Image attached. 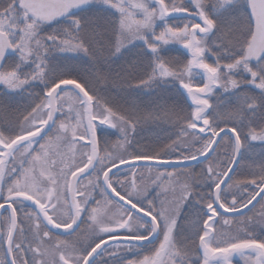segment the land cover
Wrapping results in <instances>:
<instances>
[{
	"label": "snow or ice",
	"instance_id": "6c2138e0",
	"mask_svg": "<svg viewBox=\"0 0 264 264\" xmlns=\"http://www.w3.org/2000/svg\"><path fill=\"white\" fill-rule=\"evenodd\" d=\"M160 112L175 138L139 146ZM234 256L264 264V0H0V264Z\"/></svg>",
	"mask_w": 264,
	"mask_h": 264
},
{
	"label": "trees",
	"instance_id": "16d2710c",
	"mask_svg": "<svg viewBox=\"0 0 264 264\" xmlns=\"http://www.w3.org/2000/svg\"><path fill=\"white\" fill-rule=\"evenodd\" d=\"M179 48V46H176ZM172 55H178V53L173 52ZM72 63H75L77 67L83 68L85 65L81 64L78 61H73ZM121 86L119 81H108V84H101L100 87L103 89V92H101V95L105 98L111 99L114 103H118L120 105H124L125 101H132L135 100L137 104L140 105L142 110H147L149 102L154 98L153 96H146L143 94H133L132 96H126L124 93H120L119 95L116 94V92L112 91L113 88H119ZM126 87V85H125ZM167 95H171L173 97L172 100L167 101L169 105L174 103H180L183 105V101L186 99V97L181 96L179 93L175 91V89L172 90L171 93H168ZM5 100H9L11 102V108L9 109L11 112H16L17 110L23 111L24 105L28 102L27 101V95L25 94L23 97L16 96L14 98H4ZM103 102V101H101ZM235 99L231 98V103H234ZM189 103V102H188ZM231 103L226 106V108L221 109V111H227L231 107ZM190 104V103H189ZM179 128L178 126L174 125V122L172 120H169L166 118L163 112L160 113H154V119L149 120L147 122H142L137 129V133L135 135V139L139 142V146H163L164 144H167L169 142V137L175 138L174 133L178 132ZM112 139V136L109 137ZM249 161L247 159L241 160L240 164L241 167L237 169L238 172H244L246 171L245 165ZM189 167V166H188ZM195 167L196 171L199 170V166H191ZM194 218L193 211L191 209H185L183 211V215L181 218L180 223V233L181 235H187L192 229L190 226V221Z\"/></svg>",
	"mask_w": 264,
	"mask_h": 264
},
{
	"label": "rangeland",
	"instance_id": "374dc122",
	"mask_svg": "<svg viewBox=\"0 0 264 264\" xmlns=\"http://www.w3.org/2000/svg\"><path fill=\"white\" fill-rule=\"evenodd\" d=\"M178 46V45H177ZM112 139L114 140V139H116V136H112ZM189 167H191V166H189ZM199 171V170H198ZM197 171V172H198ZM256 211H258L259 210V205L256 207V209H255ZM249 215H251L252 213L250 212V213H248ZM86 219V218H85ZM218 227H219V225H218ZM235 227V226H234ZM233 227V231H235V228ZM87 228V224L86 223H82L81 225H80V229L81 230H84V229H86ZM259 231V229H257V232ZM61 236H62V238H68V239H71V237H64L63 236V233H61ZM81 244H83V238L81 239ZM236 257H238V256H235V257H233V259L234 258H236ZM101 258H104V259H106V257H98V259H101ZM240 258V257H239Z\"/></svg>",
	"mask_w": 264,
	"mask_h": 264
},
{
	"label": "flooded vegetation",
	"instance_id": "af4514ba",
	"mask_svg": "<svg viewBox=\"0 0 264 264\" xmlns=\"http://www.w3.org/2000/svg\"><path fill=\"white\" fill-rule=\"evenodd\" d=\"M258 206V205H257ZM256 206V207H257ZM181 223V219L179 220V224ZM217 227H218V225H217ZM235 228V227H234ZM233 264H243V260L241 259V258H239V257H236V258H234L233 259Z\"/></svg>",
	"mask_w": 264,
	"mask_h": 264
},
{
	"label": "water",
	"instance_id": "95a60500",
	"mask_svg": "<svg viewBox=\"0 0 264 264\" xmlns=\"http://www.w3.org/2000/svg\"><path fill=\"white\" fill-rule=\"evenodd\" d=\"M189 103H191L190 101H188ZM222 211V210H221ZM235 257V256H234Z\"/></svg>",
	"mask_w": 264,
	"mask_h": 264
}]
</instances>
